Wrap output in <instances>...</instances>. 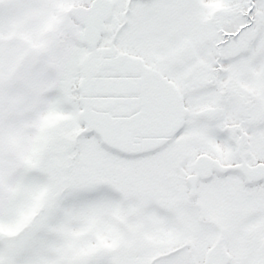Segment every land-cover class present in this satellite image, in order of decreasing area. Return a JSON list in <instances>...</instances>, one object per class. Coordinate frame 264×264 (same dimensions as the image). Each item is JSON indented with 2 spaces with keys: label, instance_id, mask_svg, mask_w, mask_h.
I'll list each match as a JSON object with an SVG mask.
<instances>
[{
  "label": "snow or ice",
  "instance_id": "obj_1",
  "mask_svg": "<svg viewBox=\"0 0 264 264\" xmlns=\"http://www.w3.org/2000/svg\"><path fill=\"white\" fill-rule=\"evenodd\" d=\"M0 264H264V0H0Z\"/></svg>",
  "mask_w": 264,
  "mask_h": 264
}]
</instances>
